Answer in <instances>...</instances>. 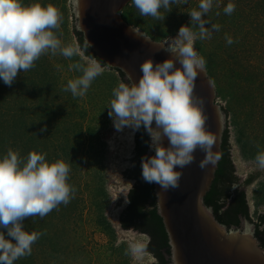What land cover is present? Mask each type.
<instances>
[{"label": "rangeland", "instance_id": "1", "mask_svg": "<svg viewBox=\"0 0 264 264\" xmlns=\"http://www.w3.org/2000/svg\"><path fill=\"white\" fill-rule=\"evenodd\" d=\"M22 2L55 7L61 17L55 35L63 45L77 46L79 54L68 59L45 52L34 67L19 72L11 86L0 81V157L12 150L25 159L30 151H38L49 161L63 160L70 167L67 182L75 192L67 205L60 204L42 218L23 220L26 231L42 235L32 245L31 255L14 264H155L146 249L139 256L128 250L129 241L147 245L149 237L120 225L137 182L130 176L137 130L118 131L108 115L112 91L122 82L118 73L103 67L86 95L73 97L64 89L80 73L70 65L91 60L73 33V0ZM228 2L213 0L204 19L208 27L219 24L220 31H213L210 39L196 40L194 49L206 60L204 71L215 90L214 103L225 115L235 174L244 179L250 172H260L245 188L250 221L242 219L243 230L245 223L254 229L264 217V169L255 163L257 152L264 150V0H232L235 11L226 15L223 8ZM198 3L187 0L167 13L161 9L164 19L156 20L139 16L130 0L120 14L136 31L166 45L181 25L190 23L188 12ZM225 34L232 37L231 45Z\"/></svg>", "mask_w": 264, "mask_h": 264}, {"label": "clouds", "instance_id": "2", "mask_svg": "<svg viewBox=\"0 0 264 264\" xmlns=\"http://www.w3.org/2000/svg\"><path fill=\"white\" fill-rule=\"evenodd\" d=\"M131 3L139 16L160 20L165 16L161 9L167 13L173 5L185 4L187 0ZM212 7L213 0H199L198 7L188 12L190 23L181 25L175 37L161 45L169 57L155 64L151 58L143 60L138 80L131 86L121 82L113 89L107 105L118 131L143 127L147 132L154 155L141 158V176L145 182L158 184L164 190L178 185V169L194 160L198 148L204 153L199 162L201 168L220 158L213 152L215 137L205 130L202 108L193 99L196 77L206 66L204 57L194 49L195 41L210 39L213 31H220L219 24L208 27L209 22L204 19ZM234 11L235 4L229 0L223 12L231 15ZM60 19L58 10L51 5L0 0V81L11 86L18 73L34 67L45 52L59 53L68 59L79 54L77 46L63 45L55 35L53 29L59 28ZM225 40L229 45L234 42L227 34ZM70 70L80 75L69 79L64 90L73 97H83L93 80L102 74L103 67L92 59L75 62ZM165 138L167 147L162 143ZM255 163L264 169V150L257 152ZM69 172L66 162L49 161L46 154L38 151H30L25 159L12 150L0 157V264H14L31 255L32 245L42 233L26 231L22 222L31 216L42 218L60 204L69 203L75 192L67 182ZM145 247L141 240L128 242L129 252L137 256Z\"/></svg>", "mask_w": 264, "mask_h": 264}, {"label": "water", "instance_id": "3", "mask_svg": "<svg viewBox=\"0 0 264 264\" xmlns=\"http://www.w3.org/2000/svg\"><path fill=\"white\" fill-rule=\"evenodd\" d=\"M129 1L73 0V15L75 27L82 32L85 43L108 66L124 72L132 85L141 74L143 60L151 58L155 64L170 54L164 51L161 43L152 41L125 22L120 11ZM214 98L211 80L204 70L199 71L193 99L202 108L205 130L216 139L213 152L220 157L225 115L214 103ZM162 143L167 147L166 138ZM203 158L204 153L198 148L194 152V160L178 169L181 176L176 187L164 190L154 183L158 213L163 219L171 247L170 264H264V248L254 236L253 226L245 223L243 230L228 229L203 203V196L220 160L201 168L199 162ZM236 239H244L248 248L240 249L237 256L221 249L222 244L229 247Z\"/></svg>", "mask_w": 264, "mask_h": 264}, {"label": "trees", "instance_id": "4", "mask_svg": "<svg viewBox=\"0 0 264 264\" xmlns=\"http://www.w3.org/2000/svg\"><path fill=\"white\" fill-rule=\"evenodd\" d=\"M73 33L84 56L97 60L102 67H108L85 43L82 32L76 29L75 24ZM110 68L118 73L123 83L131 86L124 72L118 68ZM149 143L150 137L141 127L135 135L134 167L130 175L137 182L129 192V205L122 213L120 225L123 229L132 228L149 237L145 249L155 258V264H170L171 247L163 219L158 213L154 183L145 182L141 176V158L153 155ZM220 149V160L210 187L203 196V203L212 209L215 219L226 228H239L242 219L250 221L245 188L259 177L260 172H250L244 179L235 174L227 128L223 131ZM254 225V236L264 248V217L261 216Z\"/></svg>", "mask_w": 264, "mask_h": 264}, {"label": "bare ground", "instance_id": "5", "mask_svg": "<svg viewBox=\"0 0 264 264\" xmlns=\"http://www.w3.org/2000/svg\"><path fill=\"white\" fill-rule=\"evenodd\" d=\"M83 2L84 1H82L81 3ZM220 247L225 253L228 252V254H231V256H235L240 249L246 250L248 248V245L244 239L243 240L236 239L234 240V242H232V244L229 245V247H227L226 243L222 244Z\"/></svg>", "mask_w": 264, "mask_h": 264}, {"label": "flooded vegetation", "instance_id": "6", "mask_svg": "<svg viewBox=\"0 0 264 264\" xmlns=\"http://www.w3.org/2000/svg\"><path fill=\"white\" fill-rule=\"evenodd\" d=\"M132 229V228H131Z\"/></svg>", "mask_w": 264, "mask_h": 264}]
</instances>
